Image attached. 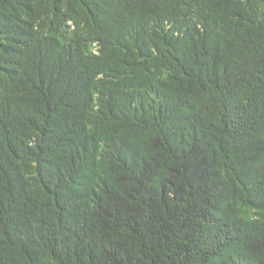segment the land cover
Returning a JSON list of instances; mask_svg holds the SVG:
<instances>
[{
  "label": "trees",
  "instance_id": "16d2710c",
  "mask_svg": "<svg viewBox=\"0 0 264 264\" xmlns=\"http://www.w3.org/2000/svg\"><path fill=\"white\" fill-rule=\"evenodd\" d=\"M0 264H264V0H0Z\"/></svg>",
  "mask_w": 264,
  "mask_h": 264
}]
</instances>
